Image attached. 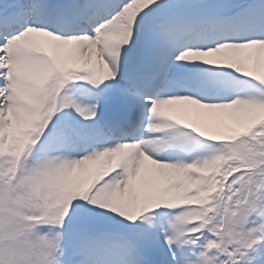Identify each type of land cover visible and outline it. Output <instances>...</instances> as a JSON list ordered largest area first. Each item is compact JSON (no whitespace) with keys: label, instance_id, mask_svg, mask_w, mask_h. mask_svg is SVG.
Listing matches in <instances>:
<instances>
[{"label":"snow or ice","instance_id":"1","mask_svg":"<svg viewBox=\"0 0 264 264\" xmlns=\"http://www.w3.org/2000/svg\"><path fill=\"white\" fill-rule=\"evenodd\" d=\"M0 264H264V0H0Z\"/></svg>","mask_w":264,"mask_h":264}]
</instances>
